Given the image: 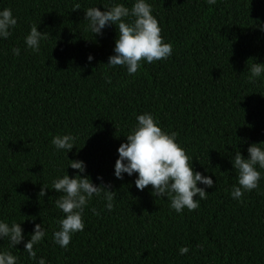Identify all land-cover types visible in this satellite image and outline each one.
Returning <instances> with one entry per match:
<instances>
[{
    "label": "trees",
    "instance_id": "trees-1",
    "mask_svg": "<svg viewBox=\"0 0 264 264\" xmlns=\"http://www.w3.org/2000/svg\"><path fill=\"white\" fill-rule=\"evenodd\" d=\"M113 2L130 8L133 0H0L17 19L0 39V220L23 221L24 236L11 248L0 240V251L35 264L24 243L43 223L34 251L46 264H264V170L257 189L239 201L230 196L234 152L247 158L250 144L264 142V75L248 79L251 65L264 63V0H148L172 55L141 61L135 75L107 65L114 25L100 35L87 30L84 11ZM32 25L45 34L38 52L24 43ZM144 112L177 134L194 171L213 179L197 209L176 213L151 185L138 190L135 173L115 178L117 149ZM58 134L76 138L69 152L52 146ZM69 160L83 161L81 175L116 194L111 212L94 196L84 230L60 248L52 234L64 213L51 182L78 172ZM181 246L189 252L180 255Z\"/></svg>",
    "mask_w": 264,
    "mask_h": 264
},
{
    "label": "clouds",
    "instance_id": "clouds-1",
    "mask_svg": "<svg viewBox=\"0 0 264 264\" xmlns=\"http://www.w3.org/2000/svg\"><path fill=\"white\" fill-rule=\"evenodd\" d=\"M205 2L214 5L216 0ZM79 8L80 5L77 4L75 9ZM103 8L101 11L97 6L88 7L84 11V19L87 21V30L95 35L102 34V30L109 25L116 27L118 35L114 54L108 58L109 67L122 66L126 68L128 75H135L142 66L141 61L152 63L172 55V44L164 42L161 28L152 14V6L148 0H133L130 8L116 2ZM16 24L17 19L11 9H0V39L9 38ZM44 38L45 34L38 31V26L32 25L24 38L26 49L38 52ZM11 51L13 55L20 54L19 48L14 47ZM87 59L91 61L93 57L89 55ZM249 72L248 79L255 82L264 75V63H253ZM107 82L111 83L110 78ZM176 136L174 131L162 130L159 121L150 112L137 115L135 125L125 135L126 142L121 143L117 149L114 176L123 179L124 174L131 177L135 173L134 184L138 190H144L151 185L152 195L158 199L167 197L170 208L179 214L185 208L193 211L199 207V201L209 195L205 188L213 187V179L194 171L191 163L193 157L186 154ZM75 139L71 134H58L53 136L51 144L56 151L67 153L75 146ZM247 153L245 158L236 150L231 157V164L237 173V184L230 191L233 200L239 201L244 193L257 189L262 178L264 142L250 144ZM67 167L78 172L70 178L65 171V174L57 176L51 182V189L60 194L54 201L55 207L64 213V217L58 221V230L52 234L53 243L60 248H67L72 236L84 230V210L94 196L101 197L105 201L104 207L111 212L116 194L109 190L110 185L103 182L100 185L94 184L87 175H81L86 169L83 161L69 160ZM97 179L102 181L101 177ZM198 182L204 187H197ZM47 188L42 185L38 196L44 197ZM91 211L94 215H99L95 208ZM22 222L8 223L0 220V240L7 239L10 248L24 241ZM45 235L43 223L35 224L30 239L24 243L23 251L27 252L29 258L35 259V264H46L43 257L36 259L34 251V245ZM178 252L184 255L189 252V248L181 246ZM16 261L17 257L11 252L0 251V264H16Z\"/></svg>",
    "mask_w": 264,
    "mask_h": 264
}]
</instances>
